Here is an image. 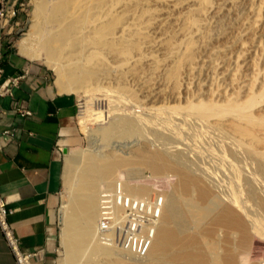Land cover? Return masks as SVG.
<instances>
[{"label": "bare ground", "instance_id": "1", "mask_svg": "<svg viewBox=\"0 0 264 264\" xmlns=\"http://www.w3.org/2000/svg\"><path fill=\"white\" fill-rule=\"evenodd\" d=\"M239 1L31 0V24L17 42L18 52L29 59L41 58L53 69L59 90L83 92L82 97L77 93L82 106L80 125L98 145L67 157L69 195L60 213L64 227L58 264H240L237 247L246 246L252 232L264 236L263 218L251 216L249 226L242 213L245 204L234 197V191L222 198L181 151L155 148L147 141L143 145L127 142V152L112 147L113 138L143 134L144 127L138 116L118 110L114 103L101 108L95 102L102 98L94 95L114 80L134 97L126 86L128 79L148 86L161 73L173 99L180 101L189 90L182 86L184 77L195 71L196 54L209 42L210 14L221 18ZM263 1L253 8L250 30L261 19ZM145 47H159L162 57L147 54ZM216 70L212 64L211 71ZM261 72L258 89L251 88L240 97L234 95L225 102L196 97L185 105H171L170 112L182 108L188 112L184 114L240 135L239 143L264 175V67ZM161 110L157 107L156 112ZM144 168L151 172L145 173ZM121 169L125 177L119 174ZM168 169L178 174V180L166 194L162 219L147 253L104 245L97 232L101 183L119 188V193L131 190L134 197L144 194L152 199L153 184L131 180L155 177ZM249 193L258 194L251 183Z\"/></svg>", "mask_w": 264, "mask_h": 264}, {"label": "rangeland", "instance_id": "2", "mask_svg": "<svg viewBox=\"0 0 264 264\" xmlns=\"http://www.w3.org/2000/svg\"><path fill=\"white\" fill-rule=\"evenodd\" d=\"M252 1L240 0L233 10L225 11L221 18H215L210 14L209 21L213 24V28L207 37L209 42L201 47L196 54L195 71L184 77L182 86L189 87V90L182 93L183 96L181 95L180 101L173 99L171 86L162 81L161 73H158L148 86L139 81L128 79L126 86L133 90L134 97L122 91L114 80L105 83L101 89H97L94 93L96 97L102 98L100 102H95L98 106L106 108L107 105L114 103V105L119 106L118 110L138 116L144 127L143 134H136L130 138L123 136L113 138L110 142L112 147L127 152L129 148L124 146L127 142L143 145L147 141L155 148L181 151L196 171L205 174L222 198L234 191V197L238 198L240 203L245 204L246 210L242 209V213L249 226H251V216L253 215L263 218L262 222H264V203L262 202L264 200V175L258 169L256 159L239 143L238 137L240 135H236L225 127L216 126L193 115L184 114L188 112L182 108L175 113L170 112V109L172 108L171 105H185L188 100H196L201 97L205 100L212 98L218 102H225L234 95L242 96L251 88L258 89L259 73L264 67V1L261 4V16H259L261 19L250 30L249 22L255 17L253 8L258 5V0ZM15 7L17 8L15 17L19 19L17 25L19 28L15 32V40L18 42L21 37L26 35L31 24L29 13L32 12L34 4L31 0H16ZM224 28L226 31L222 32L221 29ZM145 50L147 54L162 57V51L159 47H145ZM217 50L221 52L213 57V53ZM15 51H18V46ZM31 60L47 67L56 85L54 70L48 67L41 58ZM212 64L217 66L215 73L211 71ZM72 93L76 96L78 92L74 90ZM79 93L82 97L83 92ZM79 100L76 99L78 108L75 121L76 140L65 146H57L58 153L56 156L59 157L61 163L62 187L58 194V201L52 211L51 243L49 246L51 253L48 256L46 254L47 261L44 264H58L59 249H63L61 234L64 223L60 219V213L69 195L66 184L67 157L78 150H89L98 146L80 125L79 111L82 106ZM157 107L163 110L156 112ZM158 133H162V136ZM144 172L149 174L151 171L149 168H144ZM237 172L240 173V176L236 174ZM119 174L121 177H125L126 171L121 169ZM177 180L178 174L174 170L168 169L156 173L155 177L134 178L131 181L153 184L152 199L158 191H162L165 198V208L166 194ZM250 183L256 187L258 194L249 193ZM106 185L108 186L106 182L101 183L100 196L104 188H107ZM98 239L104 245L125 251L120 242L107 244L100 239L99 235ZM237 252L240 264H262L264 260V236L252 232V237L246 246L243 248L238 246Z\"/></svg>", "mask_w": 264, "mask_h": 264}, {"label": "crops", "instance_id": "3", "mask_svg": "<svg viewBox=\"0 0 264 264\" xmlns=\"http://www.w3.org/2000/svg\"><path fill=\"white\" fill-rule=\"evenodd\" d=\"M18 24V17L0 21L3 76L25 73L12 94L0 96V132L8 128L14 132L0 150V192L7 199L8 219L21 247H44L48 256L52 211L62 187L57 146L76 140L78 98L73 91L59 90L47 67L15 51ZM0 264H17L1 229Z\"/></svg>", "mask_w": 264, "mask_h": 264}, {"label": "built area", "instance_id": "4", "mask_svg": "<svg viewBox=\"0 0 264 264\" xmlns=\"http://www.w3.org/2000/svg\"><path fill=\"white\" fill-rule=\"evenodd\" d=\"M8 1L0 0V21L7 22L10 18H15L17 14L16 2L10 5ZM3 73L4 68L0 66V96L12 94L13 87L19 85L25 76V73H20L4 77ZM25 111L30 113L27 109ZM13 135V130L9 128L0 132V150L8 144ZM113 187L104 188L100 196L101 214L97 228L98 235L104 243L120 242L129 253L135 252L134 254L142 255L147 252L156 233L164 208V193L160 191L153 199H150L146 195L134 197V194L130 192L119 193V188L111 189ZM10 211L7 199L0 192V229L15 255L17 264H37L38 261L44 260L46 257L44 247L34 249L21 247L20 238L8 219ZM136 243L140 244L139 248L136 247ZM262 262L264 264V260Z\"/></svg>", "mask_w": 264, "mask_h": 264}]
</instances>
